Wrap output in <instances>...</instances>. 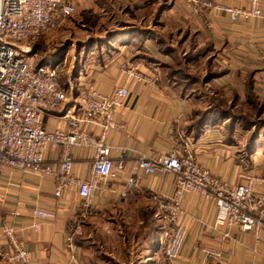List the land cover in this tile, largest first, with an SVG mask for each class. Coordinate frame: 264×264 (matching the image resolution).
Instances as JSON below:
<instances>
[{
    "label": "crops",
    "instance_id": "crops-1",
    "mask_svg": "<svg viewBox=\"0 0 264 264\" xmlns=\"http://www.w3.org/2000/svg\"><path fill=\"white\" fill-rule=\"evenodd\" d=\"M73 1L79 12L101 10L102 21L90 25V31L96 33L101 27L106 40L96 36L98 41L90 50H96L95 45L104 50L81 58L68 84L66 102L60 110L43 115V127L48 132L67 130L64 115L80 116L74 102L84 88L110 94L126 84L129 93L124 107L115 114V128L105 140L123 151L122 168L93 192L92 213H86L76 188L53 197L54 176L5 169L0 177V244L8 247L1 229L12 225L31 253L30 264H166L161 244L169 228L165 205L174 190L173 176L164 172L146 176L136 167L137 160L140 155L159 157L171 148H186L201 168L229 186L241 182L242 172L264 175V153L259 150L264 147L256 146L255 154H247L245 140H237L238 132L227 127L229 115H222V106L212 103L218 94L226 104L234 95L236 102H246L247 84L264 102V18L231 23L223 15L196 16L182 0ZM215 1L246 7L242 0ZM259 1L264 14V0ZM105 11H109L108 19ZM133 61L145 74L157 75L156 85L125 80L119 65ZM183 73L185 80H175ZM200 75L210 79L196 80ZM217 87V92L211 90ZM210 109L219 110L218 121L213 126L192 127L193 122L207 118ZM83 127L98 136V128ZM71 152L75 174L87 181L95 151L86 146ZM45 153L48 163L59 159V150ZM128 175L138 177V186L131 190H126ZM182 199L186 238L179 264H264V230L256 234L217 225L213 202L194 192ZM34 208L55 213V220L40 222L38 232L30 228ZM75 223L81 226V234L73 237L69 249L65 238ZM0 264L16 263L0 257Z\"/></svg>",
    "mask_w": 264,
    "mask_h": 264
},
{
    "label": "built area",
    "instance_id": "built-area-1",
    "mask_svg": "<svg viewBox=\"0 0 264 264\" xmlns=\"http://www.w3.org/2000/svg\"><path fill=\"white\" fill-rule=\"evenodd\" d=\"M182 1L196 16L223 15L231 23L264 18L259 0H242L246 7H230L215 0ZM75 11L73 0H0V177L5 169L34 176H54L53 197H61L76 188L86 213H92L93 192L122 168L123 151L112 148L105 140L108 132L115 128L114 116L124 107L129 91L126 84L110 94L99 93L92 87L84 88L74 102L80 116L64 115L68 129L56 128L52 132L44 129L43 115L60 110L67 100V91L59 85L58 65L37 64L38 54L32 51V43L59 27ZM119 68L127 82L154 86L158 81L155 73L145 74L138 62H122ZM86 124L99 129L97 137L84 129ZM86 146L95 152L90 176L82 181L74 172L71 150ZM54 150H59V159L53 164L46 162L45 152ZM136 167L146 176L156 172L173 176L174 190L165 205L169 228L161 244L166 264H179L186 238L181 202L187 192L214 203L217 225L256 234L264 230L263 174L242 172L241 182L229 186L201 168L192 151L186 148L184 151L171 148L169 153L159 157L140 155ZM125 184L126 190L136 188L138 177L128 175ZM121 195H125V191ZM19 215L12 213L14 217ZM31 219L30 228L38 232L40 222L55 220V213L34 208ZM1 233L8 247L5 249L0 244V257H7L16 264H30L31 253L21 244L14 226H3ZM79 234L81 226L75 223L65 238L67 248H72L73 237Z\"/></svg>",
    "mask_w": 264,
    "mask_h": 264
},
{
    "label": "rangeland",
    "instance_id": "rangeland-1",
    "mask_svg": "<svg viewBox=\"0 0 264 264\" xmlns=\"http://www.w3.org/2000/svg\"><path fill=\"white\" fill-rule=\"evenodd\" d=\"M105 12L107 18L109 11H105ZM100 15H101V10L89 11L87 10V8H84L80 12L75 11V13L72 14L70 17H68L66 21L63 22L59 27L55 28L49 33L33 41L32 51L33 52L35 51L36 54H38V59L46 63L59 66L61 70L58 79L60 85L67 86L68 84H70L73 78L74 71L76 70V69L74 70V68L77 67L82 57L84 58L85 56L87 57L91 54H93L92 57H95L96 55H99L101 53L100 52L101 50L102 51L104 50L102 49L101 45L99 46L95 45L97 47L96 50L95 48L90 50L91 46L94 44L93 43L94 40L95 41L96 40L98 41V39L99 41L106 40L107 35L105 32H103L101 27L99 28L98 31H96V33L90 31V27H91L90 25H94V23L99 24V22L102 21ZM96 36H98V39H96ZM184 76L185 75L183 73V74H177L174 77L175 80L182 81L185 80ZM204 77L205 76H203L202 78L200 75L196 80L200 81L201 78L205 79ZM189 80H191V78H188V81ZM211 90L217 92L219 88L218 87L212 88ZM219 96H221V94L220 95L218 94L216 99H214L216 101L212 103L214 107L220 105L222 106V108L225 109L227 108L229 110L230 115L234 117L232 125L234 124L237 125L243 122L242 116L240 114L247 117L248 123L246 129L249 131V134L248 135L246 134L243 140L246 141V139L249 136H251L250 135L252 133L251 131H258L259 136L255 138L256 141L255 146L252 149V151H250L249 153V154H253V153L255 154L256 153L255 148H257L256 146L264 147V109L261 110L260 115H258V117L257 116L255 117L251 106L247 102L245 101L239 102L238 100L237 102L234 103L230 102L229 104H226L225 98ZM235 105L238 106L235 107ZM255 119L257 120L256 122H254ZM192 125L195 129L198 128L196 126V122H193ZM211 126H213V124ZM258 141L261 142L258 144ZM261 149L259 150L262 153H264L263 152L264 150Z\"/></svg>",
    "mask_w": 264,
    "mask_h": 264
},
{
    "label": "trees",
    "instance_id": "trees-1",
    "mask_svg": "<svg viewBox=\"0 0 264 264\" xmlns=\"http://www.w3.org/2000/svg\"><path fill=\"white\" fill-rule=\"evenodd\" d=\"M37 64H49V63H46V62H44V61H41L40 59H38V61H37ZM53 65V64H52ZM208 79H210V77L208 76H206V78H205V81H207ZM59 85H60V83H59ZM62 88H64L66 91L68 90V88H69V86L67 85H60ZM246 98H247V103L251 106V108H252V110H253V114L255 115V117L257 116L258 117V115H260V112H261V110H263L264 109V102L263 101H258L257 100V98L254 96V94H252V92L250 91V84H247V87H246ZM234 102H236V98H235V95H234V98H233V100H232V102L231 103H234ZM237 104V103H236ZM238 105H235V107H237ZM233 108V107H232ZM223 109V113H222V115L224 114V112H226V114H228L229 115V123L227 124V126H228V128L232 131H237L238 132V134L236 135V137L235 138H237V140L238 139H240V140H242L244 137H245V135L247 134H249V131L246 129V127H247V123H248V119H247V117L246 116H243L242 114H240L241 116H242V119H243V122L242 123H240V124H234V125H232V122H233V116L232 115H230V113H229V110L226 108H222ZM237 109V108H236ZM237 111H239V110H237ZM210 114V115H209ZM209 114H206L207 116V118H205V117H202L200 120H198L197 122H196V126L197 127H199V126H203V125H214L218 120H217V115L219 114V110H217V112H214L213 110H211V112L209 113ZM238 114V113H237ZM209 115V116H208ZM239 115V114H238ZM257 120L255 119L254 120V122H256ZM201 126V127H202ZM192 127H193V125H192ZM252 133L250 134L251 136H249L247 139H246V141H245V152L247 153V154H249L250 153V151H252V149L254 148V146H255V138L257 137V136H259V133H258V131H251ZM233 138L234 137H232V135L230 136V140L232 141L233 140Z\"/></svg>",
    "mask_w": 264,
    "mask_h": 264
}]
</instances>
